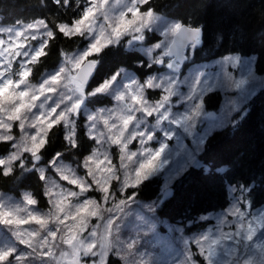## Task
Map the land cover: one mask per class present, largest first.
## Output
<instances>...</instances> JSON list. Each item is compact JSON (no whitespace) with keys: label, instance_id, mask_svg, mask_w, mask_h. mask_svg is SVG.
Here are the masks:
<instances>
[{"label":"rangeland","instance_id":"obj_1","mask_svg":"<svg viewBox=\"0 0 264 264\" xmlns=\"http://www.w3.org/2000/svg\"><path fill=\"white\" fill-rule=\"evenodd\" d=\"M132 2L133 0H109L106 8L96 15L92 32H85L83 35L86 43L64 53L58 65L52 70L44 71L37 80L31 76V69H29V77L20 74V62L23 61L27 65V60L24 57H16L23 55L24 45L38 46L39 39L36 41L28 39L31 33L24 27L25 24L33 23L37 19L21 22L18 25H5L0 21V29L5 30V33H0V139H10L14 136L15 141H12V144L16 143L17 155L29 145L35 153L38 146L46 142L49 129L53 125L46 120H37V117H47L51 114L50 110L57 105H59L58 112L67 109L80 99L79 94L72 93L76 87L75 83H69L67 79L68 74L74 76L77 71L69 60L74 61L82 55L101 30L110 32L108 25L115 23L120 13L126 11ZM85 3L87 5L84 6L81 15L90 6V0H86ZM146 9L141 6L142 11ZM180 23L179 20L154 11V19L142 32L143 39H134L133 34L129 33L122 36L119 41L127 50H140L146 57L145 66L155 64L158 58L165 57L162 69L143 80L146 84L150 79L152 81L153 87L146 89L161 90L156 96L158 99L155 98L156 93H144L143 81L138 80L129 87L130 80L136 74L122 67L116 74L92 86L91 89H86L77 113L71 117L75 123L77 136L79 125L85 128V133L89 131L92 123L89 117L102 116L110 118V123L119 124L115 118L116 113L134 112L135 119L129 125L128 133L135 131L150 134L152 139L144 148H151L153 152L163 147L158 160L159 166L155 167L147 178L160 176L162 190L171 186L174 179L189 166H200L198 155L203 149L206 138L214 130L226 125H236L246 113L248 101L264 87V74L255 70V54L229 53L208 61L195 62L176 79L167 66L166 54L172 36ZM66 24L72 26V23ZM40 31L42 32L43 29ZM67 31L72 30L67 29ZM116 44L118 43L114 45ZM95 54L97 53H91L82 63ZM8 57H11L13 64L7 63ZM32 61H36L35 56L32 57ZM62 67L67 71L62 74L60 83L54 85L56 91L47 93L51 97L43 95L40 91L43 80L55 75ZM109 80L111 86L104 93L88 94ZM141 89L145 99L152 104L159 102L169 91L172 95L161 112L146 116L143 112L127 107L130 93L139 92ZM211 91L221 94L218 108L208 109L204 106L203 98ZM121 94L125 95V102L117 99ZM38 95L40 99L36 100L35 97ZM68 96L72 99L68 100ZM104 96L111 97L112 104L103 102ZM197 106H199V114H195ZM210 111L215 113L213 118L208 115ZM165 113L167 118L162 119ZM59 119L60 115L54 122L58 123ZM12 121H19L22 131L19 130L18 123L12 125ZM96 123L104 135L108 136L102 120ZM63 127L64 137L66 134L70 137L73 132L72 124L66 121ZM10 128L12 131H9ZM92 141L90 151L84 156L89 155L96 147V142L94 140L90 142ZM13 150L12 148L10 152ZM100 151V159L89 164V171H97V165L104 163L103 154L107 151L111 167L117 172L118 178L110 181L112 168L102 165L95 182L104 185L110 181L107 185L111 194L108 200L104 199L107 188L104 192H100L93 184L83 196L82 188L79 190L75 185H71V180L77 176L81 179L84 177L91 183V177H87L86 174L87 170L81 166L84 156L79 162L61 155L56 159L60 153L49 156L48 160L42 163L44 165H37L38 172L43 168L47 173V179L44 180L47 208L39 207L37 204L26 205L23 196L29 194L28 192L23 191L19 197H15L11 193L0 191V203L18 209L19 216L27 217L31 211L39 213L35 222L23 225L20 230L21 238H31L36 249L32 253L33 258L25 264H68L74 253H79L93 239L97 243L98 251L99 244L105 237L110 241H116L118 238L124 244L133 245L130 264H192L189 260L190 254L197 264H264V257L260 258V250L264 249V204L252 208L246 201L244 194L250 186L228 184L230 201L225 208L201 214L194 220L173 222L155 212L150 202L141 200L132 191L129 192L130 188L120 190L125 169L120 166L118 145L105 142L100 145ZM127 151L138 152V156L134 157L132 162L125 161L128 165L127 172L134 176V168L138 167V163L150 153L139 155L143 152L139 138L129 145ZM9 153L3 156L6 157ZM53 160H56L63 178L70 180L69 184L61 180L49 166L50 161ZM71 190L77 192L73 194ZM120 200H124L122 205H119ZM91 201H96L100 206V214L97 217H91V213L97 211V208L90 204ZM117 205L119 208L116 207ZM233 209L237 210L238 214L233 213ZM109 219L113 221L111 234L108 230ZM249 226L252 228L251 232L248 230ZM92 228L97 232L94 238L89 237ZM14 232V228L0 224V249L15 247L17 254L26 253L28 249L16 239ZM25 232L26 236L23 235ZM53 233L56 235H51ZM41 246L49 249L53 259L41 260L37 254ZM111 259L116 260L115 257Z\"/></svg>","mask_w":264,"mask_h":264},{"label":"trees","instance_id":"obj_2","mask_svg":"<svg viewBox=\"0 0 264 264\" xmlns=\"http://www.w3.org/2000/svg\"><path fill=\"white\" fill-rule=\"evenodd\" d=\"M85 2L70 0L65 7L63 3L57 6L52 0H45L44 6L41 0H0L1 23L18 25L40 18L54 31V37L50 38L45 50L46 55L31 65L34 79L37 80L44 71L54 69L64 53L86 43L84 36L64 37L58 31L59 23H72L81 15L87 5ZM143 7L164 13L181 23L201 27L200 39L193 47L192 62L208 61L229 53L255 54V70L264 74V0H150V4ZM122 48V44H113L93 55L99 64L91 86H96L120 66L126 65L137 74L148 72L143 70V65H139L143 55L138 50L125 52ZM203 100L207 108H217L221 94L211 91ZM102 101L110 103L107 96ZM51 129L40 164L55 153L79 162L90 151L93 141L90 142L83 126L79 125L76 136L79 147L75 149L66 143L63 125ZM11 148L12 142H0V156L7 154ZM198 157L200 166L191 165L174 179L172 193L165 199L160 196V176L143 180L129 192L150 202L155 212L173 222L194 220L201 214L225 208L230 201L228 184L250 186L244 198L252 208L264 204V87L248 101V109L236 125L214 130L206 138ZM32 164L33 161L28 158L26 167L29 170L14 165L11 175H0V190L15 195L30 190L37 205L47 208L45 184L40 179L37 164L34 169L30 167Z\"/></svg>","mask_w":264,"mask_h":264},{"label":"snow or ice","instance_id":"obj_3","mask_svg":"<svg viewBox=\"0 0 264 264\" xmlns=\"http://www.w3.org/2000/svg\"><path fill=\"white\" fill-rule=\"evenodd\" d=\"M52 2L57 6H60L61 3H63L66 7L70 3V0H52ZM108 3L109 0H90V6L83 11L79 19H75L72 22L71 27H69V25L66 23H60L58 25L59 33L64 37H71L75 35L83 36L85 32H92V25L95 21L96 15L103 9H105ZM148 4H150V0H133L131 6H129L126 11L121 12L120 15L116 18L115 23L108 25V28H110V32L106 33V30H101L99 35L95 38L94 42L89 45L88 49L82 55H79L74 61L69 60V63L72 64L74 68L80 70L79 75L77 76H72L71 74L67 75L69 83L74 82L76 85L75 89L72 90V93L74 95L79 94L80 99L72 103L70 107H67V109L58 112L57 109L59 108V105H57L50 110L51 114L47 117H37V120H46L48 123H51L53 127L56 125L65 126L66 121L71 123L73 129L72 135L70 137L67 134L65 135V141L68 145H70L71 148L75 149L79 147V142L76 139L75 123L71 119V117L77 113L80 107V103L85 95L86 85L89 83V77L92 76L93 69H95L97 64V61L95 59H92L88 62L85 68H81L82 61L91 53H101L102 49H106L109 45L119 43L120 38L126 34H133L134 39H143L142 32L144 28H146L154 19V9L147 8L144 11L141 10V6H145ZM41 5H45V0H41ZM24 27L27 29V32L31 33V35L28 36V39L32 41H36L39 39L38 46L29 47L24 45L23 55L16 56L26 58L27 65L23 61L20 62V74L22 76L29 77V69L31 68L29 65H33L32 57L35 56L37 62L39 58L46 55L45 50L49 45L50 38L54 37V31L49 28L44 19H37L33 23L25 24ZM40 29H43V31L41 32ZM67 29H71L72 31H67ZM196 31L199 32L198 29ZM0 33H5V30L0 29ZM7 63L13 64V60L11 59V57H8ZM66 71V68L62 67L55 75H52L43 80L40 89L43 95L51 97V95H48L47 93H54L56 91L54 85H58L60 83L62 74H65ZM110 86L111 81H105L101 85L94 88L88 94L96 95L98 93H104ZM155 86L159 87V85ZM145 87H153L151 79L148 81ZM171 95L172 93L169 91L167 92V94L161 97V100L159 102L152 104L145 99L143 89H141L139 92L130 93V100L127 101V107L129 109H134V111L143 112L146 116H152L162 111L165 103L170 100ZM35 99L39 100L40 96H36ZM67 99L71 100L72 97L68 96ZM117 99L121 102H125L126 100L124 94L119 95ZM195 114H199V106H197ZM58 115H60V119L59 122L56 123L54 121H56ZM115 118L119 121V124L115 122L110 123V118L102 116L89 117V121H91L92 123L90 125L89 131L86 132V135L89 136V139L96 142V147L93 148L92 152L89 155L83 157L81 166L87 170L86 174L87 177H91V183H89V181L84 177L81 179L79 176L71 180V185H75L79 190L81 188L83 189V196L94 184L96 186V190L100 192H104L105 188H107V195L104 197V199L108 200L111 194L109 193V188L107 185L111 180L118 178L117 172L114 171L111 167V160L107 151H105L106 154H103L104 163L97 165V171H89V164L100 159V145L104 144L105 142L106 144L119 146L121 160L120 166L125 169L123 180L120 186L121 191L126 188L131 189L137 187L142 183L143 180L148 178L152 171H154L155 167L159 166L158 160L161 152L163 151V147L153 152L151 148H144L147 142L152 139V136L150 134L135 131L131 134L128 133L129 125H131L133 120L135 119L134 112L130 114L118 112L115 114ZM166 118L167 113L164 114L162 119ZM101 120L104 128L107 129L108 136H105L104 132L98 128V123H96V121L100 122ZM11 123L12 125L14 123H18L19 130L22 131L19 121H12ZM33 127L35 128L36 125L34 124ZM51 130L52 129H49V133ZM9 131H12V128H10ZM137 138H139L140 148L143 149V152L139 153V155H144L145 153H150V155H147L143 161L138 163V167L134 168V176H132L127 172L128 165L125 163V161L132 162L133 158L138 156L137 151H127L129 145H131ZM12 141H15L14 136L10 139H0V142L9 143ZM46 146L47 142H45L43 145H39L38 150L33 153V151L31 150V146L29 145V147L25 148L21 152V154L17 155L16 143H13L12 148L14 150L10 152L8 156L0 158V175L5 176L6 173L8 175H11L14 172L13 166L16 164H18L19 168L21 169L29 170V168L26 167L28 165L27 157H30L33 161V164L30 167L34 169L35 165L42 159L41 153L46 148ZM25 154L28 155L26 156ZM59 155L62 154H58L56 159H59ZM105 161H107L108 163L106 164ZM102 165L112 168L111 179L107 184L104 185L97 184L95 182V179L98 176L99 169L102 168ZM49 166L53 168V170L59 175L61 180L67 181L68 184L70 183L69 179L63 178V173L60 171L56 160L50 161ZM39 176L42 182L47 179V173L45 169L41 168L39 170ZM71 192L74 194L77 191L71 190ZM23 200L26 205L37 204V200L33 198L31 194H24ZM123 203L124 200H120L119 205H122ZM90 204L94 205L97 208V211L91 213V217L99 216L100 206L96 201H91ZM119 205H117L116 207L119 208ZM233 213L238 214L237 210L235 209H233ZM37 216H39V213L31 211L29 213V216L21 217L18 214V209L8 207L5 206L4 203H0V224L14 228V235L16 236V239L28 249L26 253L22 254H17V249L15 247L0 249V262H3V264H25V262L33 258L32 253L36 251V249L33 247V241L31 238L22 239V233L20 230L22 229L23 225L31 224L33 221L35 222ZM112 227L113 221L109 219V234H111ZM25 230H27V228H25ZM248 230L249 232L252 231L251 226H249ZM23 235L26 236V232L23 233ZM51 235L54 236L56 235V233H53ZM96 235V229L92 228L89 232V237L94 238L96 237ZM132 248V244H124L120 242L118 238L116 241H110L107 239V237H105L100 242L99 250L97 251V243L93 239L91 242H88V244L79 252L75 264H130V252ZM37 254L43 261L53 259L51 253L49 252V249L45 246H41ZM111 257H115L116 260L113 261ZM261 257H264V249L260 250V258ZM189 260L192 261V264H197V261L193 259V256L191 254L189 255Z\"/></svg>","mask_w":264,"mask_h":264},{"label":"water","instance_id":"obj_4","mask_svg":"<svg viewBox=\"0 0 264 264\" xmlns=\"http://www.w3.org/2000/svg\"><path fill=\"white\" fill-rule=\"evenodd\" d=\"M199 30V32H197L196 30ZM201 27H195V26H188L185 23H181V25L178 27V29L174 32L173 36H172V40L169 46V50H168V55L172 56V62H171V69L176 70V68L180 67V64H178L177 66H175V62L178 61L179 63L184 62L185 58H186V48L188 47L189 44H192L193 42H196L200 35H201ZM92 60V59H87L85 60L82 65L81 68H85L88 64V62ZM161 63V60L158 61V64ZM80 70L77 69L76 73L74 76L79 75ZM96 72V67L95 69H93V74L92 76L89 77V82L91 81V79L93 78L94 74ZM210 117L214 116L213 112L209 113ZM172 193V187H166L163 192H162V198H166L168 196H170ZM77 257H73V259L69 260L67 263L68 264H75Z\"/></svg>","mask_w":264,"mask_h":264},{"label":"flooded vegetation","instance_id":"obj_5","mask_svg":"<svg viewBox=\"0 0 264 264\" xmlns=\"http://www.w3.org/2000/svg\"><path fill=\"white\" fill-rule=\"evenodd\" d=\"M122 50L123 51H129V50H127V49H125V47L123 46V48H122ZM131 50V49H130ZM140 54H142L143 55V53L140 51ZM161 58V57H160ZM159 59V58H158ZM162 59H163V63L162 64H160V65H158L157 64V60H156V62H155V64H152V65H147V66H145V63H146V57L143 55V58L141 59V62L139 63V65L141 66V65H143V70L144 71H147L148 70V72L146 73V74H142V73H140V74H137V72L136 71H133V69H129V68H127V67H123V66H120L119 68L121 69L122 67L123 68H126V69H129V70H131V71H133L135 74H136V76H134V78L132 79V80H130V83H129V87H132L133 85H134V83L135 82H137L138 80L139 81H143V80H145L146 78H148L149 77V75L150 74H152V73H155L156 71H160L161 69H162V67L164 66V64H165V57H162ZM167 62H168V64H167V66H168V68H169V63H170V58H168V60H167ZM98 61H97V66H96V70H97V68H98ZM118 68V69H119ZM184 68H185V65H183L182 67H181V69H180V72L182 71V70H184ZM117 69V70H118ZM117 70L113 73L112 72V74H110V75H108L106 78L104 77L101 81H103L104 79H107V78H109L111 75H113V74H116L117 73ZM96 73V72H95ZM95 75V74H94ZM176 78V77H175ZM93 79V78H92ZM176 80V79H175ZM92 81V80H91ZM143 86H145L146 85V82H144L143 81ZM92 88V86H91V84H88V85H86V89L87 90H89V89H91ZM85 89V90H86ZM144 93H156V95H155V98H157L158 99V97H156L157 96V94L158 93H161V90H151V89H149V88H147L146 89V87H145V91H144ZM109 100H110V103L109 104H112V98L111 97H109ZM209 109V108H208ZM26 156L28 155V154H25ZM2 157H4V156H0V158H2ZM28 158H30V157H27V159ZM15 166H18V164H16ZM14 167V166H13ZM23 191H25V192H28V193H31L30 192V190H23Z\"/></svg>","mask_w":264,"mask_h":264},{"label":"bare ground","instance_id":"obj_6","mask_svg":"<svg viewBox=\"0 0 264 264\" xmlns=\"http://www.w3.org/2000/svg\"><path fill=\"white\" fill-rule=\"evenodd\" d=\"M157 11H158V10H157ZM163 14H164V13H163ZM165 15H166V14H165ZM171 17H172V16H171ZM216 55H219V54H216ZM210 57H211V56H210ZM210 57H209V58H210ZM212 57H214V56H212ZM256 57H257V56H256ZM200 58H201V57H200ZM206 59H207V58H206ZM201 60H202V59H201ZM199 61H200V59H199ZM215 164H218V163L215 162ZM222 164H223V163H222ZM222 164H221V165H222ZM226 166H227V165H226ZM223 167H225V166L223 165ZM232 167H233V166H232ZM237 170H238V169H237ZM230 171H231V170H230ZM238 171H239V170H238ZM236 172H237V171H236ZM239 172H240V171H239ZM224 174H225V173H224ZM226 174H227V173H226ZM221 176H222V175H221ZM222 177H223V176H222ZM235 177H236V176H235ZM238 178H239V177H238ZM238 178H237V179H238ZM221 179H222V178H221ZM225 179H226V178H225ZM241 179H242V177H241ZM226 180H227V179H226ZM230 182H231V181H230ZM237 183H238V182H237Z\"/></svg>","mask_w":264,"mask_h":264}]
</instances>
